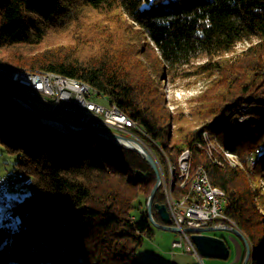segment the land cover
Listing matches in <instances>:
<instances>
[{
    "label": "trees",
    "instance_id": "1",
    "mask_svg": "<svg viewBox=\"0 0 264 264\" xmlns=\"http://www.w3.org/2000/svg\"><path fill=\"white\" fill-rule=\"evenodd\" d=\"M240 41L249 45L236 51ZM199 57L201 93L169 110L164 72ZM0 66L87 83L135 122L131 132L162 172L189 150V176L204 167L249 243L247 264H264V0H0ZM0 146L31 178L0 224V264H139L136 248L153 237L146 201L156 181L139 153L44 124L1 90ZM177 174L171 195L192 197ZM156 203L166 204L162 186L152 202L161 223Z\"/></svg>",
    "mask_w": 264,
    "mask_h": 264
},
{
    "label": "built area",
    "instance_id": "2",
    "mask_svg": "<svg viewBox=\"0 0 264 264\" xmlns=\"http://www.w3.org/2000/svg\"><path fill=\"white\" fill-rule=\"evenodd\" d=\"M0 81L12 92L20 101L37 109L44 115L51 114L54 109L63 110L69 114L73 120L86 121L90 126L112 130L116 132L125 131L127 128L135 126V122L130 118L120 115L119 109H112L111 105H104L97 101L98 92L88 84H71L66 79H57L54 76H43L41 74H15L0 70ZM60 119L58 115H52ZM241 118V117H239ZM184 170L189 166V154L182 152V158L178 162ZM23 176L18 174L16 181ZM30 183L29 179L25 180ZM14 189L15 181H10L4 176H0V189ZM167 208L172 218L173 225L182 227H236L235 221L224 213L223 199L218 193L207 194L203 188V181L198 175V183L195 187H190L193 196L184 195L181 200H174L166 195ZM12 220L11 217H5ZM185 239L174 241L172 246L182 247L187 251H195L190 233L181 229L179 231Z\"/></svg>",
    "mask_w": 264,
    "mask_h": 264
},
{
    "label": "rangeland",
    "instance_id": "3",
    "mask_svg": "<svg viewBox=\"0 0 264 264\" xmlns=\"http://www.w3.org/2000/svg\"><path fill=\"white\" fill-rule=\"evenodd\" d=\"M128 20V18H125L126 23H128ZM134 28H137L136 25H133V29ZM248 45L249 41H240L236 44L235 50L239 51ZM203 59L204 57H199L192 60V62L187 66V69L183 70L185 67H180V69L175 74H172V76L164 72L165 78L163 84L169 110L174 111L177 105L185 108L193 104L192 100H194V96L197 95L200 90H202L205 82L199 76H194L192 71L194 70V66ZM97 101L101 104L109 105L104 97L97 98ZM228 159L231 160L232 163L235 162V158L231 155L228 156ZM14 160V154L8 153L2 148V146H0L1 175L9 178L17 172L18 169L13 163ZM26 179H29L31 183V178L29 176H26L25 180ZM171 185L169 187H171ZM19 187L20 185L18 188ZM262 188L264 190L263 184ZM24 189L29 191V187L27 186ZM15 193L16 192L13 190L7 191V199L12 201L13 196L16 195ZM7 206L8 205H5L2 201H0V224H2V220L7 219H4V214L8 208ZM81 208L82 207H78L75 209L71 213V216L78 214ZM152 229L153 237L146 238L143 235L144 239L141 246L137 247L135 250V257L139 264H178V260H171V258L174 257L173 255H175V257L182 256V259L179 262L180 264H198V258L195 255L185 251L182 247L172 246L174 241H181L183 244L185 242V239L182 237L179 231L165 230L155 226H153ZM208 234L216 235L217 237H223L229 246L230 251L233 252V255L227 259L203 256L201 257L202 264H232L230 261L233 259L234 250H236L237 237L222 229L211 230L208 232Z\"/></svg>",
    "mask_w": 264,
    "mask_h": 264
},
{
    "label": "water",
    "instance_id": "4",
    "mask_svg": "<svg viewBox=\"0 0 264 264\" xmlns=\"http://www.w3.org/2000/svg\"><path fill=\"white\" fill-rule=\"evenodd\" d=\"M0 90L9 98L10 102L14 107L21 108L32 115H34L37 119H39L42 123L53 126L55 128H58L62 132H66L69 134H83V133H89L97 136H102L106 139H108L111 142H114L116 144L125 146L131 150L136 151L141 155L142 158H144L152 170L155 173L156 176V182L154 186L151 189L150 194L148 195L147 201H146V209H147V216L152 226L165 229V230H171V231H180L183 229L184 231H187L190 233V238L193 243V245L196 247L198 252L205 257H217L226 259L229 254V249L225 241L217 237L215 235L208 234L211 230H226L233 235L240 238L244 245H245V255L244 259L241 264H246L249 253H250V247L249 243L246 239V237L243 235V233L236 227L228 226V227H218V226H205V227H182L179 228L177 226H172L171 222V216L167 209V206L165 203H156L155 208L158 212L161 223L157 222L152 214V202L153 197L156 192V190L159 187L160 179H161V170L157 164V161L155 159V156L153 153L148 149L145 145H142L138 140L128 137L125 135H122L120 133H116L113 131H107V130H101L92 126H84V125H74L72 123L62 121L61 119L55 118V117H47V115L42 114L34 107L27 105L20 101L14 94H12L5 85H3L0 82Z\"/></svg>",
    "mask_w": 264,
    "mask_h": 264
},
{
    "label": "bare ground",
    "instance_id": "5",
    "mask_svg": "<svg viewBox=\"0 0 264 264\" xmlns=\"http://www.w3.org/2000/svg\"><path fill=\"white\" fill-rule=\"evenodd\" d=\"M0 70H4L5 72H14L15 74H29V73H34V74H41V75H43V76H54V77H56L57 79H66L67 81H70L71 82V84H87V83H84V82H82V81H80V80H77V79H75V78H72V77H69V76H66V75H63V74H59V73H56V72H52V71H44V70H28V69H25V68H21V67H2V66H0ZM1 82V81H0ZM3 85H4V83L3 82H1ZM12 93V92H11ZM13 94V93H12ZM110 105V104H109ZM111 108L112 109H118L115 105H111ZM58 115L59 117H60V119L62 120V121H66V122H69V123H72V124H74V125H79V126H81V125H84V126H90V124H88V122H86V121H80V122H83V124H79L78 122L79 121H75V120H73L72 119V117L69 115V114H67L66 112H64L63 110H59V109H54L53 110V112H51V114H49V113H47V117H52V115ZM120 115L121 116H124L125 118H129V117H127L124 113H122V112H120ZM62 117H65V118H67V119H65V118H62ZM239 117H241V118H239ZM238 117V122H244L245 121V116H239ZM53 118V117H52ZM56 118V117H55ZM132 120V119H131ZM50 126V125H49ZM53 127V126H52ZM135 127V126H134ZM134 127H132V128H127L125 131H121V132H116V131H113V132H116V133H120V134H122V135H125V136H128V137H132V138H134V139H136V140H138L142 145H145L148 149H150L149 148V146L142 140V139H140L138 136H136L133 132H131L133 129H134ZM55 128V127H54ZM56 129H58V128H56ZM101 130H105V129H101ZM108 131V130H107ZM109 131H112V130H109ZM123 132V133H122ZM114 143V142H113ZM116 144V143H115ZM209 144H210V146H211V151H210V155H211V152H212V150H214V144L212 143V142H210L209 141ZM150 151H151V149H150ZM152 152V151H151ZM182 152H184V154H189V166H186V168L184 169V170H182V168H181V166H180V164L178 163L179 162V160L182 158ZM181 153H180V155L178 156V159H177V163L174 165L169 159H166V169H165V171H163L162 172V170H161V168H160V170H161V174H160V176H161V179H160V184H159V187L160 186H162V188L165 186V190H166V195L168 196V197H170V198H173L174 200H181L182 198H183V196L184 195H186V194H184V195H182V197H176V198H174L172 195H171V193H170V185L172 184V183H174V181H175V177H174V172H175V170H176V168H177V171H178V174H177V177H178V179H179V181H180V185L181 186H183L184 184H185V182H186V180L187 179H189V181H190V187H195L196 186V184L198 183V175H200V177L202 178V181H203V188H204V190H205V192L207 193V194H214V193H218L219 194V197H221V199H223V201H225V194H224V191L220 188V187H218V186H216V185H213V184H211V182H210V180H209V178H208V175H207V173H206V171H205V169H204V167H201V166H198L196 169H195V171H194V173L192 174V176H189V174H190V158H191V156H190V152H189V150H187V149H185V150H183ZM229 153H226V156L228 157L229 155H231V154H229ZM231 156H233V155H231ZM234 157V156H233ZM155 159H156V157H155ZM229 160V159H228ZM156 161H157V159H156ZM230 162H231V160H229ZM249 165L250 166H253L254 165V157L253 156H250L249 157ZM232 163V162H231ZM235 163V162H234ZM234 163H232V164H234ZM158 164V163H157ZM159 166V165H158ZM160 167V166H159ZM18 174H21L22 176H23V178L21 179V180H18V181H16V177H17V175ZM0 176H4V175H1L0 174ZM4 177H6V176H4ZM25 177L26 176H24L21 172H16V173H14V175H13V177L12 178H8V177H6L8 180H10V181H15V188L14 189H19L20 188V190L21 189H24L26 186L27 187H29V185H30V183H26L25 182ZM156 182V181H155ZM20 185V187L18 188V186ZM264 185V184H263ZM158 187V188H159ZM9 190H12V189H6V188H1L0 189V201H2L5 205H8L7 207V211L5 212V214H4V218L5 217H12L11 216V214H10V209H11V206H12V202L9 200V199H7V197H6V193H7V191H9ZM166 206H167V203H166ZM168 209V208H167ZM169 211V210H168ZM171 216V215H170ZM172 219V218H171ZM171 225L172 226H175V225H173V222H171ZM237 226V225H236ZM228 249H229V247H228ZM246 250V249H245ZM185 251H187V250H185ZM187 252H189V253H191V254H193V255H195L197 258H198V264H202V261H201V257H203L199 252H198V250L196 249V247H195V251H187ZM245 255V254H244ZM249 256H250V253H249ZM243 259H244V257H243ZM243 259H242V261H243ZM249 259V258H248ZM242 261H241V263H242ZM247 262H248V260H247ZM247 262H246V264H247Z\"/></svg>",
    "mask_w": 264,
    "mask_h": 264
},
{
    "label": "crops",
    "instance_id": "6",
    "mask_svg": "<svg viewBox=\"0 0 264 264\" xmlns=\"http://www.w3.org/2000/svg\"><path fill=\"white\" fill-rule=\"evenodd\" d=\"M13 177V176H12ZM12 177H10V178H12ZM12 191V190H11ZM13 191H15L16 193V195L18 194V192L20 191V188L19 189H13ZM15 195V196H16ZM14 197V196H13ZM9 198V197H8ZM232 234V233H231ZM216 236V235H215ZM235 236V235H234ZM237 237V236H236ZM221 238V237H220ZM238 238V237H237ZM240 239V238H239ZM224 240V239H223ZM241 240V239H240ZM242 241V240H241ZM243 242V241H242ZM226 243V242H225ZM236 244H237V246H236V250H234V256H233V259L230 261L232 264H239V261H240V245H239V243H238V240L236 239ZM233 255V252H231L230 251V249H229V254H228V257L227 258H229L230 256H232ZM174 257H172L171 258V260L173 261V260H178L177 262H178V264H180L179 262H180V260L182 259V256H176L175 257V255H173ZM177 258V259H176ZM226 258V259H227Z\"/></svg>",
    "mask_w": 264,
    "mask_h": 264
}]
</instances>
